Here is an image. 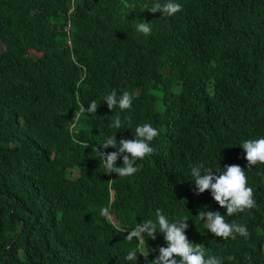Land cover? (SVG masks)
<instances>
[{
  "label": "trees",
  "instance_id": "1",
  "mask_svg": "<svg viewBox=\"0 0 264 264\" xmlns=\"http://www.w3.org/2000/svg\"><path fill=\"white\" fill-rule=\"evenodd\" d=\"M155 2L0 0V264H133L132 250L152 264L163 234L146 237L147 261L124 237L157 209L187 217L206 259L264 264V165L248 168L240 147L264 138V0H174V16L148 11ZM113 91L132 96L129 110L108 108ZM92 101L97 112L77 118ZM117 115L122 127L110 128ZM143 124L159 130L153 154L130 177L106 173L95 146ZM196 165L214 175L239 165L256 207L227 216L210 191L196 193ZM200 210L246 226L248 239L215 237Z\"/></svg>",
  "mask_w": 264,
  "mask_h": 264
},
{
  "label": "clouds",
  "instance_id": "2",
  "mask_svg": "<svg viewBox=\"0 0 264 264\" xmlns=\"http://www.w3.org/2000/svg\"><path fill=\"white\" fill-rule=\"evenodd\" d=\"M151 13L160 12L166 16H174L182 11V5L174 2V0H167L166 3L161 4L155 2L147 9ZM71 22L67 27L70 31ZM137 31L148 36L152 32L150 22H140L136 25ZM69 46L72 47L71 40ZM87 68L82 67L79 73L81 81L87 79ZM107 101V106L110 110L118 106L121 111L129 110L132 105V96L127 92L117 98V94L113 91L110 95L104 98ZM99 105L92 101L90 106L85 108L83 104L79 106V111L75 113L78 118L79 113L87 112L93 114L97 112ZM110 128H121L122 121L119 115L115 116L114 121L109 125ZM159 135V130L154 128L151 124L139 125L135 129L134 139H121L117 142L116 136L107 137L102 146H95L98 152L100 161L106 173H116L119 177H130L138 171L135 166L137 161H142L146 156L153 154L154 149L151 147V142ZM117 149L111 153H105L107 148ZM246 153L245 159L248 162V168L257 164L264 165V138L249 139L240 145ZM122 157V166L117 167L116 162L118 158ZM202 166L196 165L191 167V176L196 185V193L201 194L206 190L211 192L213 199L222 208H226L227 216H232L237 213H244L246 210H251L256 207V202L253 198V189L248 186L247 177L244 169L239 165H229L223 169L216 171L219 175H214L212 171H201ZM207 207V206H205ZM102 216L111 219L109 208H103L100 213ZM199 218L205 222V227L215 237L228 240L231 238L235 240L237 234L245 240L249 237L247 227L235 222L228 223L225 221V216L220 212H205L198 211ZM155 222L151 219L139 223L132 229L124 239L128 242L135 240L140 249V254L147 261L150 251H154L147 246V239H156V233L163 234L167 247L159 248V255L152 260V264H222L220 258L209 256L205 258V252L200 244L189 242L185 235V230L188 228V219H178L175 222H170L168 217L162 213L160 209L156 210ZM259 221L253 219L252 225L255 227ZM263 226L256 227L257 231L263 233ZM125 229H120L121 234ZM146 234V235H145ZM147 237V239H146ZM138 253L136 250L129 251L125 256V260L132 261L136 264ZM246 259H250L246 257Z\"/></svg>",
  "mask_w": 264,
  "mask_h": 264
},
{
  "label": "rangeland",
  "instance_id": "3",
  "mask_svg": "<svg viewBox=\"0 0 264 264\" xmlns=\"http://www.w3.org/2000/svg\"><path fill=\"white\" fill-rule=\"evenodd\" d=\"M4 50L3 45L0 43V51Z\"/></svg>",
  "mask_w": 264,
  "mask_h": 264
}]
</instances>
